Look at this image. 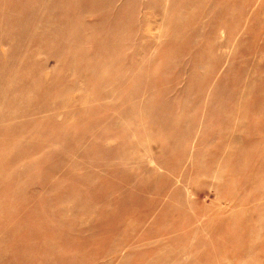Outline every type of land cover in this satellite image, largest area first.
Returning a JSON list of instances; mask_svg holds the SVG:
<instances>
[{
    "label": "rangeland",
    "instance_id": "374dc122",
    "mask_svg": "<svg viewBox=\"0 0 264 264\" xmlns=\"http://www.w3.org/2000/svg\"><path fill=\"white\" fill-rule=\"evenodd\" d=\"M0 264H264V0H0Z\"/></svg>",
    "mask_w": 264,
    "mask_h": 264
}]
</instances>
